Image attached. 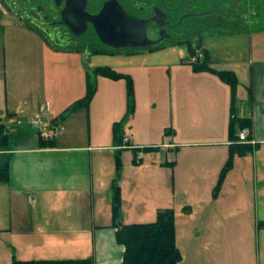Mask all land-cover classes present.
I'll list each match as a JSON object with an SVG mask.
<instances>
[{
    "label": "rangeland",
    "instance_id": "obj_1",
    "mask_svg": "<svg viewBox=\"0 0 264 264\" xmlns=\"http://www.w3.org/2000/svg\"><path fill=\"white\" fill-rule=\"evenodd\" d=\"M232 2L199 1L192 7L191 11L197 13L211 12L208 14V28L189 37L194 39L193 47L199 39L202 48L207 52L208 48L214 53L216 50L218 58H237L243 49L240 43L245 41L247 44L248 37L229 36V31L244 27L247 20L243 15L247 14L248 6L256 7L257 20L264 22V0H244L239 11L227 12L226 8ZM219 8L223 9L225 17L215 13ZM167 15L171 21L178 19V14ZM167 31L184 42L179 29ZM85 36V39L89 38L88 34ZM83 42L79 51H68L77 56L68 57L66 61L67 57L62 53L67 48L61 52L60 46L48 45L22 27L0 20V77L4 78L8 105L23 102V95L35 97L38 105L44 103L49 94L53 99L60 94L69 98L74 95L75 88L71 89L74 80L67 72L78 71L81 62L84 75L89 74L95 86L99 85L95 102L109 105L107 109H95L97 104H91L93 96L85 109L88 116L75 113L74 121L65 123L60 133L70 136L65 143H80L85 139L84 133L89 134L88 121H95L96 127L102 130L114 119L116 122L109 126L111 132L114 124L120 125V137L116 141L111 137L112 144H122L120 150L114 146L111 151L100 153L99 157L104 174L113 177L112 182L119 190L120 223H152L157 211L171 209L175 246L181 257L178 264H264V200L257 204L252 198L254 190L259 188L255 184H264V149L255 157L259 180L253 178V154L235 155L232 167L222 181L219 198L218 194L214 196L229 150L228 146H208V143L228 140V125L227 130L223 128L221 137L216 132L209 141L208 134L202 133L208 129V116L202 118L200 113L204 106L208 107V89H202L201 83H193L190 73V62L193 57L195 61L192 63L202 58L198 57L202 49L195 47L194 56L189 59L185 45L179 44V40L164 41L163 46L154 51L145 48L110 51L99 46L97 41L95 44ZM82 48L84 51L80 50ZM85 49H90L91 53L112 55H92ZM102 66H111L119 74L133 79V103L128 101L125 80H113L115 86L108 88L104 83L109 82L107 78L92 75L94 68ZM212 67L217 70L232 68L230 64H214ZM204 87H208V80ZM181 88H190L191 95L184 99L179 92ZM241 92L238 84L236 95L239 99ZM190 105L195 116L186 123L184 110ZM45 109L47 111V106ZM9 120L7 115L0 119V123L9 125ZM53 125L48 124V129ZM22 126L29 129L25 119ZM37 135L41 137L39 131ZM71 135L77 138H71ZM96 143L104 141L96 140ZM1 156L0 168L7 159L6 155ZM32 255L36 259L47 254ZM11 262L0 259V264Z\"/></svg>",
    "mask_w": 264,
    "mask_h": 264
},
{
    "label": "crops",
    "instance_id": "obj_2",
    "mask_svg": "<svg viewBox=\"0 0 264 264\" xmlns=\"http://www.w3.org/2000/svg\"><path fill=\"white\" fill-rule=\"evenodd\" d=\"M248 8L247 11L245 9L248 17L246 13L243 15L247 20L244 27L236 29V32L229 31V36L248 37L247 44L245 41L240 43L243 49L241 53L237 52V58L220 59L216 56V50L214 53L209 48L208 52L202 48L199 39H196L195 47L198 46L206 53L212 70L234 73L237 85H241L240 99L236 95L237 87L235 91L234 114L251 122V145L257 146L251 153L253 178L259 180L255 171V157L259 150L264 149V22L257 20L256 7ZM193 40H189L190 43ZM62 54L67 57L64 58L66 61L68 57L77 56L70 55L66 50ZM214 64H230L232 68L217 70L212 67ZM110 69L118 73L113 67ZM77 70L67 72L74 80L71 87L75 88L74 95L66 98L60 94L53 99L50 96L52 94H49L40 105L35 103V97L28 95H23V102L8 105L4 78L0 77V119L8 115L11 122L8 125L7 150L0 152V156L8 157V181L0 182V259L24 262L91 258L94 264H121L124 248L115 240L116 229L112 226L109 197L113 177L104 174L99 159L100 153L111 151L114 147L111 140L113 132L109 126L116 120L111 118L109 126L106 125V129L102 130L96 127L95 121H88L89 134L85 132V139L80 143H65L70 136L60 132L65 123L74 121L72 117L75 113H86L88 116L84 109L70 114L48 129L52 120L85 95L86 76L81 62ZM192 72L193 83H201L202 89H208V107L204 106L200 112L202 118L208 116V129L202 130V133L208 134V141L212 140L216 132L221 137L223 128L227 130L230 118V89L213 74ZM67 73L65 76H68ZM197 77L199 79L196 80ZM107 80L109 82L104 83L108 88H113V80ZM207 80L208 87L205 88ZM98 87L91 104H97L95 109H107V102H95ZM179 92L184 99L191 95L190 88H181ZM195 99L193 105L196 104ZM184 112L186 123L194 119L195 112L191 105ZM24 119L30 130L22 126ZM14 121L16 124L13 126ZM38 131L47 132L50 138L42 139L52 140L53 144L39 147ZM96 140L104 143H96ZM211 144L227 147L229 142L222 140L208 143V146ZM223 184L217 193L218 198ZM263 185L255 184L259 188L254 190L252 198L257 204L264 200ZM32 254L47 255L35 259Z\"/></svg>",
    "mask_w": 264,
    "mask_h": 264
},
{
    "label": "flooded vegetation",
    "instance_id": "obj_3",
    "mask_svg": "<svg viewBox=\"0 0 264 264\" xmlns=\"http://www.w3.org/2000/svg\"><path fill=\"white\" fill-rule=\"evenodd\" d=\"M114 1L121 11L131 18L127 19L126 16L119 18L114 8L113 25L118 24L128 31L132 30L135 38L145 26L146 41H159L145 48L146 50L157 47L164 41L181 40L180 37L171 36L167 30L179 29V35L185 42L190 40V36L196 35L197 31L208 28V14L211 12L191 11L199 1L208 0H0V20L4 19L13 26L22 27L48 45L53 43L63 50L65 48L79 50L83 41L89 44H95L97 41L99 46L110 51L132 50H117L101 44L89 19L97 16L104 7L109 9L108 6ZM243 2L244 0H233L228 7L226 6L227 12L239 11ZM222 12H224L222 8L215 10V13L225 17V12ZM167 14H178V19L171 21ZM86 34L89 36L87 39ZM80 50L84 51L83 48ZM85 50L92 52L90 49Z\"/></svg>",
    "mask_w": 264,
    "mask_h": 264
},
{
    "label": "trees",
    "instance_id": "obj_4",
    "mask_svg": "<svg viewBox=\"0 0 264 264\" xmlns=\"http://www.w3.org/2000/svg\"><path fill=\"white\" fill-rule=\"evenodd\" d=\"M179 44H184L188 53V58L194 56L193 51L195 47L192 46L190 41H179ZM163 45L148 49L154 51L161 48ZM66 51L76 52L77 49H67ZM202 51V50H201ZM202 58L197 63H191L192 71L195 73L208 72L215 75L222 83L226 84L230 89V118L228 123V160L225 168L221 171L219 180L215 187L214 196L216 197L224 176L232 167V158L235 155L239 157L245 156L247 153H252L257 149V146L251 144H244L238 142L239 133L242 130L248 131V139L251 138V122L249 119H240L234 114L235 91L237 87V78L234 73L230 71H215L209 66L207 55L204 51ZM92 55H110L103 52L91 53ZM112 55V54H111ZM93 76L105 77L111 80L123 79L127 85V98L129 103H133V85L129 76H124L112 71L108 67H96L92 71ZM96 92L95 84L90 80L89 74H86V90L82 99L76 101L69 106L58 118L52 120L53 126L58 122L64 120L70 114L80 110L87 109L94 94ZM132 108V106H131ZM120 125L114 124L113 138L114 141L120 137ZM238 130V131H236ZM9 127L6 124L0 123V152L7 150ZM39 147H48L53 144L52 140H43L38 137ZM115 143V142H114ZM117 143V142H116ZM122 144L114 145L116 147ZM2 157V156H0ZM6 163L0 168V182L6 183L8 181V169L6 156ZM135 164L137 163L134 160ZM110 203L112 214V226L116 229L115 240L116 243L122 245L124 248L121 264H178L181 260L180 254L175 246V232H174V218L171 209L159 210L156 213L155 221L146 224H121L120 223V199L119 190L114 183L110 186ZM11 264H94L91 258L82 260H42V261H17L12 259Z\"/></svg>",
    "mask_w": 264,
    "mask_h": 264
},
{
    "label": "water",
    "instance_id": "obj_5",
    "mask_svg": "<svg viewBox=\"0 0 264 264\" xmlns=\"http://www.w3.org/2000/svg\"><path fill=\"white\" fill-rule=\"evenodd\" d=\"M108 7L109 9H105L104 7L97 16L89 18L94 26V30L101 44L117 50H133L138 48H149L159 42L146 41L145 26L140 30V34L138 35V37L135 38V35L132 30L128 31L124 27H120L118 24L113 25V21H115L113 15V12L115 10L114 8H116L115 11L118 13L119 18H125L124 16H126L127 19H130L131 17L125 15L115 1L113 3L111 2Z\"/></svg>",
    "mask_w": 264,
    "mask_h": 264
},
{
    "label": "built area",
    "instance_id": "obj_6",
    "mask_svg": "<svg viewBox=\"0 0 264 264\" xmlns=\"http://www.w3.org/2000/svg\"><path fill=\"white\" fill-rule=\"evenodd\" d=\"M198 57L201 58V57H202V53H200V54L198 55ZM194 61H195V58L193 57V59L191 60V63L194 62ZM40 136H41L42 138H45V139L50 138V136L48 135L47 132L45 133V132L40 131ZM238 138H239L238 142H240V143H244V144H252V143H253L252 141H250V140L248 139V131H247V130H242V131L239 133Z\"/></svg>",
    "mask_w": 264,
    "mask_h": 264
}]
</instances>
